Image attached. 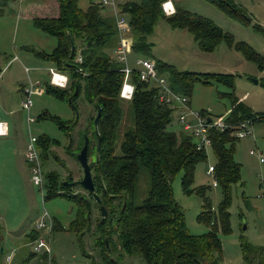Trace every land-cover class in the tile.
<instances>
[{
    "label": "trees",
    "instance_id": "obj_1",
    "mask_svg": "<svg viewBox=\"0 0 264 264\" xmlns=\"http://www.w3.org/2000/svg\"><path fill=\"white\" fill-rule=\"evenodd\" d=\"M7 1L1 0L0 5L4 6ZM24 1L19 0L20 14L31 22L34 30L52 37L55 42L51 53H38L36 57L68 77L60 91L45 86L44 92L66 101L74 112L73 120L62 123L45 116L62 132L67 126L73 129L77 124L74 119L80 94H83V101L89 109L83 134H79L77 143L68 141L66 149L70 153L73 149L78 152L83 136L87 137V161L99 202L95 203L76 183L72 188H65L59 181L60 175L52 171L42 172V184L37 188L43 203L60 198L71 204L73 219L65 231L75 237L81 255L90 264H116L115 258L124 256H137L144 264H219L222 253L219 236L230 234V189L238 183L240 173V165L233 160L234 144L240 139L233 134L241 122L250 121L253 125L257 120L234 97L232 76L178 72L167 64L154 61L148 37L161 20L171 30H183L191 35L202 53H211L223 43L259 70L264 69V57L242 42L235 43L230 34L223 32L211 20L177 5L173 6V14L165 16L161 10L165 0H139V3H123L122 0L115 3V10L103 5V0H89L85 9L78 6L79 0H40L38 4ZM207 1L230 20L241 25L251 23L232 2ZM0 16H3L2 9ZM118 17L124 19L128 28L126 36L130 46L127 56L153 61L160 77L162 72H166L169 77L166 84L174 94L186 98L189 109V96L194 84L204 87L221 85L228 90L226 94L218 95L231 105L229 115L224 118L226 128L221 132L209 131V147L196 148L192 131L184 130L172 110L158 101L155 84L138 81L135 66L131 69L134 86L131 98L126 101L119 97L123 66L115 58L120 40L116 24ZM252 28L264 36L260 27L253 25ZM70 41L73 44L72 58ZM97 110L99 116L94 125ZM199 113L209 118L207 113ZM257 119L263 120L264 116ZM173 120L180 128L178 133L170 129ZM186 120L189 124L194 123L192 117L188 116ZM65 133L68 135V131ZM50 144L47 137H36L39 161L41 156H47ZM207 150H211L215 163L211 167L212 172L206 174L213 176V188L219 187L222 194L215 211L209 201L208 188L192 187L195 168L205 162ZM70 155L76 162L74 155ZM79 170L81 173L80 167ZM178 174H181L182 193L201 199V210L196 216L197 224L206 229L201 235L189 234L184 213L172 198L171 184ZM65 179L66 183L80 180H74L71 174ZM76 190L84 194L79 195ZM100 208L106 211L102 222ZM30 223L26 221L27 228ZM50 228L51 232L63 230L52 218ZM86 237H91L89 252L93 256L85 250L83 240ZM21 238L26 244L38 239L27 229ZM2 242L0 227V247L3 248ZM239 251L241 264H264V246L254 247L241 238ZM16 257L13 255L14 262ZM33 258L34 255L29 254L20 260L29 264ZM45 258L47 260L48 257Z\"/></svg>",
    "mask_w": 264,
    "mask_h": 264
},
{
    "label": "rangeland",
    "instance_id": "obj_2",
    "mask_svg": "<svg viewBox=\"0 0 264 264\" xmlns=\"http://www.w3.org/2000/svg\"><path fill=\"white\" fill-rule=\"evenodd\" d=\"M88 1L79 0L78 6L85 9ZM170 1L183 10L211 20L223 32L230 34L235 43L242 42L264 57V36L252 28L256 25L264 30V0H227L250 19L249 25L230 20L207 0ZM24 2L38 4L40 0ZM125 2L139 3V0H124L123 3ZM18 7L19 0H9L4 6L0 5V10L3 11V16H0V121L8 125V136L0 139V203L1 209L9 219L6 225L8 228L1 227L3 249L6 254L17 255L16 261L14 262L13 258L9 264H26L20 259L29 254L34 255L29 264H90L88 259L81 255L75 237L65 231L73 219L71 204L60 198H52L43 203L40 192L30 183L29 165L24 159L28 132L35 138L45 136L54 145L50 144L46 157H40L43 174L45 171L55 172L60 175L59 181L63 183L68 174H71L74 180L81 178L79 166L70 155L75 157L78 152L73 149L70 153L66 148L68 141L77 143L79 134H83L89 109L85 106L83 94H80L76 103L79 122L73 129L67 126L65 131L61 132L53 121L48 120L46 116L49 115L59 122H69L73 120L74 112L66 101L55 99L44 92L45 86H49L50 82L47 70L50 64L38 59L36 54L51 53L55 42L52 37L41 35L34 30L31 22L20 14ZM148 42L152 45V59L167 64L178 72L232 76L234 97L257 120L253 123V136L240 139L234 144L233 160L240 165L239 180L230 189V234L219 236L222 248L219 264H241L239 239L242 238L254 247L264 246V119H257L264 116V69H257L240 53L223 43L211 53H202L197 49L191 35L183 30H171L161 20L155 25ZM136 60L131 55L127 56L130 69L134 67ZM161 76L169 83L166 72H162ZM35 83H40L43 91L41 96L31 97L28 113L33 122L28 123L26 112L20 107L21 96L18 89ZM52 89L61 90L55 87ZM227 92L221 85L204 87L194 84L189 96L190 109L192 112L203 111L212 120L226 118L231 105L227 99H221L218 95ZM170 129L179 132L174 120ZM67 131L68 135L65 133ZM257 154L262 158L261 163L256 157ZM214 163L211 150H207L205 162L199 163L195 168L192 187L208 188L209 201L215 211L221 202L222 194L219 187L213 188V176L206 174ZM180 178L181 174H178L171 184L172 198L184 213L189 234L201 235L206 232V229L196 222V216L201 210V199L194 195H184ZM75 193L84 194L79 190ZM43 211L63 230L51 232L50 226L37 230L35 223ZM11 218L18 221L16 228H12ZM27 220L31 222L28 228ZM19 228L16 237L13 233ZM26 229L46 242L50 250L49 255L43 250H36L33 242H23L21 237ZM83 241L85 250L92 255L89 252L91 237H86ZM45 256L48 257L47 260ZM3 257L4 255H0L1 263H4ZM115 260L116 264H144L137 256H124Z\"/></svg>",
    "mask_w": 264,
    "mask_h": 264
},
{
    "label": "built area",
    "instance_id": "obj_3",
    "mask_svg": "<svg viewBox=\"0 0 264 264\" xmlns=\"http://www.w3.org/2000/svg\"><path fill=\"white\" fill-rule=\"evenodd\" d=\"M122 0H103V5L109 6L112 10H115V3ZM161 10L165 16L173 14L174 8L170 0H165L161 5ZM117 29L120 34V40L115 50V58L118 63L122 64L123 80L119 91V97L123 100H129L132 96L134 86L132 84V70L126 66L127 55L129 52L130 41L126 34H128V28L124 19L118 17ZM135 75L141 83L155 84L158 88V101L163 102L169 109L176 115L178 122L182 125L184 130H191L193 136L196 139V148H207L210 145L208 139V133L210 130H216L218 132L223 131L225 127L224 118L212 120L205 116H202L199 112H192L187 107V100L183 96L174 94L166 84L164 78L158 76L155 69L154 62L149 59H137L134 63ZM27 71V70H25ZM50 82L49 85L55 88H64L67 82L65 75H62L54 70H49ZM43 88L40 83L31 84L20 88L21 104L20 107L23 111H28L30 108V100L33 96H41ZM192 117L193 124H189L186 120L187 117ZM28 123L33 122L31 118H26ZM253 125L250 121H244L238 124L233 136L237 139L252 137ZM7 135V125L0 121V137ZM36 138L29 135L28 141L25 146L24 159L28 163L29 167V180L32 186L38 188L42 184V171L40 168V161L38 159V152L35 148ZM250 155H253L250 153ZM258 161L261 163L262 158L259 154L256 155ZM212 168L209 167L207 173L210 174ZM215 186V182H213ZM46 226L51 227V217L43 211L39 219L35 223L37 230H44ZM36 250H43L46 255L50 254L49 247L43 239H37L33 242ZM13 253L6 254L4 256V263H11Z\"/></svg>",
    "mask_w": 264,
    "mask_h": 264
},
{
    "label": "water",
    "instance_id": "obj_4",
    "mask_svg": "<svg viewBox=\"0 0 264 264\" xmlns=\"http://www.w3.org/2000/svg\"><path fill=\"white\" fill-rule=\"evenodd\" d=\"M219 1V0H216ZM70 58H72L73 55V44L70 41ZM99 116V111L97 110L96 115L94 117L93 120V124L95 125L97 122ZM77 114H75V121L77 120ZM96 135V133H95ZM97 140V139H96ZM75 160L78 163L79 167L81 168V179L77 182H71V183H63V186L67 189L72 188L75 183L76 185L81 188V190H83L84 192H86L87 194H89L92 198V200L95 203L99 202L98 197L96 196V194L94 193V187H93V183H92V179H91V174H90V168L88 166V161H87V137L83 136V142H82V146L81 149L79 150V152L75 155ZM99 214H100V218H101V222L102 220L106 217V211L103 208H100L99 210ZM0 255H4V251L3 248L0 247Z\"/></svg>",
    "mask_w": 264,
    "mask_h": 264
},
{
    "label": "crops",
    "instance_id": "obj_5",
    "mask_svg": "<svg viewBox=\"0 0 264 264\" xmlns=\"http://www.w3.org/2000/svg\"><path fill=\"white\" fill-rule=\"evenodd\" d=\"M172 5L174 6V4L172 3ZM42 35V34H41ZM155 61V60H154ZM50 68L49 69H47L48 71L49 70H53L54 68H53V66L52 65H48ZM25 72H27V71H25ZM50 86V85H49ZM18 94H19V96H21V94H20V89H18ZM30 108H31V106H30ZM30 108L28 109V111L26 112V118H30L29 117V110H30ZM9 115H12V113H9ZM4 123H6V122H4ZM7 125V124H6ZM180 129V128H179ZM28 134L29 135H31V133L30 132H28ZM28 135V136H29ZM8 136V125H7V135L6 136H4V137H7ZM32 136V135H31ZM4 137H0V139H2V138H4ZM28 141V140H27ZM26 146V145H25ZM24 152H25V148H24ZM0 190H2V183H0ZM1 196V195H0ZM9 222V219L6 217V215H5V212L1 209V203H0V227H2L3 229H5V228H8V226H6L7 225V223ZM18 221L17 220H14V219H12L11 218V225H12V228H16L15 226L18 224L17 223ZM21 228V227H20ZM20 228L18 229V231H16V232H14L13 234H16V233H18L19 232V230H20ZM7 232H9L8 230H6Z\"/></svg>",
    "mask_w": 264,
    "mask_h": 264
},
{
    "label": "flooded vegetation",
    "instance_id": "obj_6",
    "mask_svg": "<svg viewBox=\"0 0 264 264\" xmlns=\"http://www.w3.org/2000/svg\"><path fill=\"white\" fill-rule=\"evenodd\" d=\"M79 119L77 118V120H76V122L78 123L79 121H78ZM79 152V151H78ZM82 176V175H81ZM81 179V178H80ZM64 183H66V182H64Z\"/></svg>",
    "mask_w": 264,
    "mask_h": 264
}]
</instances>
